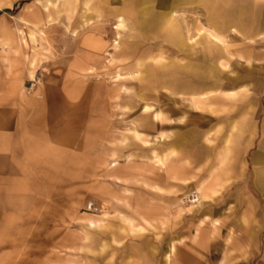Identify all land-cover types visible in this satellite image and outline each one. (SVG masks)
I'll return each mask as SVG.
<instances>
[{
    "label": "rangeland",
    "instance_id": "rangeland-1",
    "mask_svg": "<svg viewBox=\"0 0 264 264\" xmlns=\"http://www.w3.org/2000/svg\"><path fill=\"white\" fill-rule=\"evenodd\" d=\"M98 1L0 0V54L32 53L23 37L34 50L46 45L53 60L36 63L28 93L54 80L46 77L52 67L66 81L69 60L80 58L79 135L96 137L95 173L82 159L77 188L48 189L46 204L33 206L16 222V237L4 239L1 257L5 264H153L162 261L157 248L195 231L197 244L212 237L213 263L231 264L239 214L264 208L256 193L248 201L247 189L234 186L264 183L262 172H238V165H259L255 156L264 150V71L231 62V41L210 38L209 0H106V14H94ZM235 1L247 7L252 0ZM168 12L176 13L181 46L168 39ZM256 50L239 59L260 63ZM162 132L172 137L160 141ZM206 180L211 189L199 199Z\"/></svg>",
    "mask_w": 264,
    "mask_h": 264
},
{
    "label": "crops",
    "instance_id": "crops-1",
    "mask_svg": "<svg viewBox=\"0 0 264 264\" xmlns=\"http://www.w3.org/2000/svg\"><path fill=\"white\" fill-rule=\"evenodd\" d=\"M98 2L102 5L96 6L94 3L91 6L94 14L97 11L106 14L109 4H106V0ZM206 3L204 14L218 38L216 41H231L227 45V52L234 58L230 59L231 62L240 64L244 69L264 71V1L252 0L247 7H240L235 0H209ZM67 9L71 8H65L66 13L70 12ZM81 9L83 7H79L77 13ZM73 12L70 19H73ZM166 16L170 22L167 28L169 41L177 46L183 45L182 35L174 20L176 13L168 12ZM73 21L79 22V16ZM64 25L67 26L68 22ZM19 40L27 48L30 47L32 53L18 54L14 50L0 54V246L6 243L5 238L16 237V222L25 220V215L33 212V206L46 204L48 189L77 188L82 159L89 160L87 165L93 168L91 173L94 174L96 168V137L79 135L80 86L74 77L80 58L73 56L69 60L68 69L62 75L66 81L57 80L60 77L59 68L52 67L46 77L54 80L40 85L34 93H28L26 85L33 80L36 63L40 61L43 65L53 60L52 57L48 58L49 53H44L48 50L43 43L35 44L40 49L34 50L33 45L26 43L23 37ZM253 45L258 48L255 53L258 52L262 60L257 61L260 63L254 61L249 67L244 61L246 59L239 58L249 57ZM224 64V59H216L219 71ZM242 87L221 92L239 93ZM181 119L179 125L185 122V119ZM169 139L159 137L160 141ZM249 147L243 151L249 153ZM235 152H238V158L243 157L238 150ZM255 157L259 165H238V172L264 173V150ZM206 183L207 180L196 188L199 199L207 197V191L211 189ZM235 184L243 190L247 189L248 194L243 193V198L249 201L256 197V193L264 205V187H261L264 183L252 179ZM221 221L216 220L214 229ZM195 234V231L190 237L183 234L179 240H171L166 249L157 248L162 261L153 264H224L222 260L213 263L208 258L212 237L207 238L205 244L203 241L197 244L196 239L191 241ZM2 252L5 254L9 249ZM230 252L231 264H264V208H249L247 214H239L237 225L232 230ZM4 258L0 255V264H5ZM135 259V264H145L139 258Z\"/></svg>",
    "mask_w": 264,
    "mask_h": 264
},
{
    "label": "bare ground",
    "instance_id": "bare-ground-1",
    "mask_svg": "<svg viewBox=\"0 0 264 264\" xmlns=\"http://www.w3.org/2000/svg\"><path fill=\"white\" fill-rule=\"evenodd\" d=\"M123 25L120 23V25H119V28H121ZM208 34H210V33H208ZM214 40H218V38L215 36V35H210ZM117 46V45H116ZM228 95H232V93H230V94H228ZM200 98H202L203 96H199ZM194 104H196L195 102H194ZM156 119L158 120V121H160V122H165V119L163 118V116H162V114H160V113H158V114H156ZM184 119V118H183ZM182 121V120H181ZM160 137H162L163 139H166L167 137H171V135L169 134V133H167V132H162L161 134H160ZM197 197V200H193L192 201V203H197L198 201H199V199H198V196H196ZM194 198V197H193ZM174 248V247H173Z\"/></svg>",
    "mask_w": 264,
    "mask_h": 264
},
{
    "label": "built area",
    "instance_id": "built-area-1",
    "mask_svg": "<svg viewBox=\"0 0 264 264\" xmlns=\"http://www.w3.org/2000/svg\"><path fill=\"white\" fill-rule=\"evenodd\" d=\"M86 209L92 213L97 212V207H95L93 204H89Z\"/></svg>",
    "mask_w": 264,
    "mask_h": 264
}]
</instances>
